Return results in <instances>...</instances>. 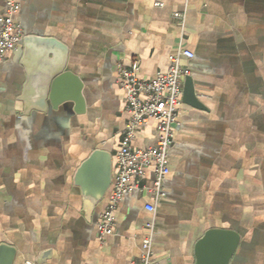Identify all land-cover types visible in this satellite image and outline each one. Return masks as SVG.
Wrapping results in <instances>:
<instances>
[{
  "label": "crops",
  "instance_id": "crops-1",
  "mask_svg": "<svg viewBox=\"0 0 264 264\" xmlns=\"http://www.w3.org/2000/svg\"><path fill=\"white\" fill-rule=\"evenodd\" d=\"M17 1L25 37L69 48L67 70L81 84L82 103L28 108L23 41L0 63V246L16 249L14 264H139L149 236L158 264H196L195 247L211 229L239 235L230 264H264V0ZM5 6L0 0V17ZM175 12L186 14L184 27ZM182 50L195 54L181 65L203 108L183 107L165 196L127 195L115 234L101 241L97 223L111 189L87 213L75 177L102 149L114 159L115 181L128 121L118 67L138 62L140 78L150 80ZM156 130L151 120L134 147L155 145ZM154 179L149 169L144 184Z\"/></svg>",
  "mask_w": 264,
  "mask_h": 264
},
{
  "label": "built area",
  "instance_id": "built-area-1",
  "mask_svg": "<svg viewBox=\"0 0 264 264\" xmlns=\"http://www.w3.org/2000/svg\"><path fill=\"white\" fill-rule=\"evenodd\" d=\"M6 6L0 17V63L8 53L18 49L25 34L16 22L20 11L17 0H5ZM163 7L164 4L156 3ZM173 18L183 27L186 14L175 12ZM194 59L192 51L182 50L170 58V67L166 73H158L150 80L139 76L140 65L135 62L131 68L118 67L119 84L125 95V110L128 121L122 133V139L116 154V177L111 187L104 213L97 223L101 241L115 234L116 212L121 201L133 192H147L157 200L163 198L164 184L169 171V152L174 146L175 129L179 124L184 107L185 81L190 77L189 69L181 65V58ZM154 120L157 124V142L146 149L134 147L139 131ZM149 169L154 171L152 186L144 184ZM154 211L155 207H149ZM25 264H37L26 261ZM139 264H158L154 258L153 238L147 237L142 243Z\"/></svg>",
  "mask_w": 264,
  "mask_h": 264
},
{
  "label": "water",
  "instance_id": "water-1",
  "mask_svg": "<svg viewBox=\"0 0 264 264\" xmlns=\"http://www.w3.org/2000/svg\"><path fill=\"white\" fill-rule=\"evenodd\" d=\"M23 65L28 74L23 101L26 105L45 111L48 102L55 108L68 100L82 103L81 84L71 71L67 70L69 48L52 37L27 35L24 40ZM71 85L75 95L64 96L62 89ZM184 104L203 108L192 77L184 86ZM114 159L110 152L94 150L81 165L75 177V184L81 188L84 207L91 213L104 201L114 183ZM239 235L232 230L211 229L195 247L196 264H230L239 245ZM17 251L8 244L0 246V264H14ZM49 253L43 254L45 259ZM40 262V260H39Z\"/></svg>",
  "mask_w": 264,
  "mask_h": 264
}]
</instances>
